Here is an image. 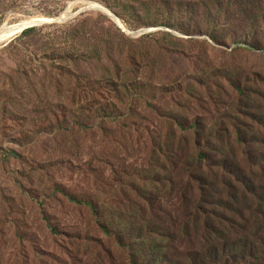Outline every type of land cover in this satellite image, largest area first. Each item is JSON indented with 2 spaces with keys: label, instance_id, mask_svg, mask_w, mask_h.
Instances as JSON below:
<instances>
[{
  "label": "rangeland",
  "instance_id": "1",
  "mask_svg": "<svg viewBox=\"0 0 264 264\" xmlns=\"http://www.w3.org/2000/svg\"><path fill=\"white\" fill-rule=\"evenodd\" d=\"M62 15L0 46V264H264V0H0Z\"/></svg>",
  "mask_w": 264,
  "mask_h": 264
},
{
  "label": "trees",
  "instance_id": "2",
  "mask_svg": "<svg viewBox=\"0 0 264 264\" xmlns=\"http://www.w3.org/2000/svg\"><path fill=\"white\" fill-rule=\"evenodd\" d=\"M244 2H246V1H244ZM33 30V29H32ZM32 30H29L28 32H30V31H32ZM26 33V32H25ZM198 158H199V160L200 161H202L203 159H205V156H203L202 154H199L198 155ZM235 191L236 192H240V188H235ZM264 199V198H263ZM71 201H74V200H72V199H70ZM78 204H85V205H87V206H89L90 208H91V206L88 204V203H83V202H81V201H79V202H77ZM261 206V205H260ZM203 211V210H202ZM242 223L243 222H246L245 221V219H244V217H242L241 218V220H240ZM247 223V222H246ZM239 226H241V224H239ZM212 229L213 230H215V228H213L212 227ZM229 234H232V233H229ZM234 235H240L241 237H243V239H238V240H231V246H232V248H231V251H237V247H239V248H244V249H246V248H254V247H256L257 246V243H258V238H257V234H256V231H254V233H252V235L251 236H248V235H246V234H244V233H238V234H234ZM233 235V236H234ZM234 248V249H233ZM233 249V250H232ZM135 257V256H134ZM249 257H250V255H249ZM256 258H259L258 256H256ZM132 264H137V263H132ZM153 264H156V262L155 263H153Z\"/></svg>",
  "mask_w": 264,
  "mask_h": 264
},
{
  "label": "water",
  "instance_id": "3",
  "mask_svg": "<svg viewBox=\"0 0 264 264\" xmlns=\"http://www.w3.org/2000/svg\"><path fill=\"white\" fill-rule=\"evenodd\" d=\"M88 10H96V11H100V12H103V13H106L105 11H101L100 9H96V8H93L92 6H87L86 9L84 10H81L79 13H77L76 15L78 14H81L85 11H88ZM76 15H72V16H67V15H63V17H59V18H56L54 20H49V22H40V23H30V25L28 26H25L23 25L22 23L16 25V28H13L12 29V32L14 34V37L12 39H9L8 42H11L13 41V39L17 38L18 36L22 35L24 32L26 31H29L31 29H35V28H38V27H41L43 26L44 24H60V23H64V22H67L71 19H73ZM111 19L115 20V22L118 24L117 20L115 18H112ZM7 42V43H8ZM1 46V45H0Z\"/></svg>",
  "mask_w": 264,
  "mask_h": 264
},
{
  "label": "bare ground",
  "instance_id": "4",
  "mask_svg": "<svg viewBox=\"0 0 264 264\" xmlns=\"http://www.w3.org/2000/svg\"><path fill=\"white\" fill-rule=\"evenodd\" d=\"M87 6V5H86ZM89 6H92L93 8L96 9H100L101 11L103 9L99 8L98 6L94 5V4H90ZM104 11V10H103ZM106 12V11H105ZM63 17V15H62ZM40 22H49V20L44 21L43 19H33V20H28L25 22H22L23 25L28 26L30 25V23H40ZM117 25V24H116ZM121 25V24H120ZM119 25V26H120ZM16 28V26H4L1 30H0V45H2L3 43H6L9 41V39H12L14 37V34L12 32V29ZM124 29V28H123ZM126 31V30H125Z\"/></svg>",
  "mask_w": 264,
  "mask_h": 264
}]
</instances>
